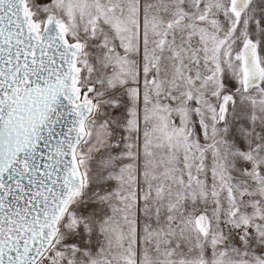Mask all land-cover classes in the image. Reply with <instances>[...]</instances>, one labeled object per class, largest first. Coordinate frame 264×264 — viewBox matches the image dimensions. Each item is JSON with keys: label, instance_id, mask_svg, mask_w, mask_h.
Masks as SVG:
<instances>
[{"label": "snow or ice", "instance_id": "obj_1", "mask_svg": "<svg viewBox=\"0 0 264 264\" xmlns=\"http://www.w3.org/2000/svg\"><path fill=\"white\" fill-rule=\"evenodd\" d=\"M0 264H264V0H0Z\"/></svg>", "mask_w": 264, "mask_h": 264}]
</instances>
